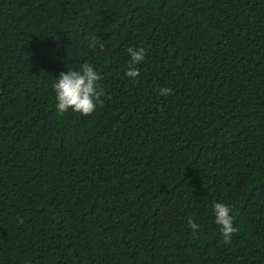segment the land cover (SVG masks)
<instances>
[{
  "label": "trees",
  "instance_id": "obj_1",
  "mask_svg": "<svg viewBox=\"0 0 264 264\" xmlns=\"http://www.w3.org/2000/svg\"><path fill=\"white\" fill-rule=\"evenodd\" d=\"M0 264H264V0H0Z\"/></svg>",
  "mask_w": 264,
  "mask_h": 264
},
{
  "label": "clouds",
  "instance_id": "obj_2",
  "mask_svg": "<svg viewBox=\"0 0 264 264\" xmlns=\"http://www.w3.org/2000/svg\"><path fill=\"white\" fill-rule=\"evenodd\" d=\"M98 40V36L93 35L90 38L89 47H95ZM100 47L103 49L104 45L100 44ZM127 51L130 55V61L125 75L135 79L139 76V70L136 66L143 62L146 49L143 47H130ZM100 80L101 77L98 71L89 63H83L79 70L68 69L66 73L61 72L56 82L52 85L56 94L57 113L63 115L71 109L82 116H90L98 105L102 107L103 100L101 97L104 96V91L100 86ZM159 94L162 96L170 95L172 94V89L160 88ZM212 207L215 223L220 227L223 242L224 244H230L233 234L238 231V228L233 223L232 209L221 202L214 203ZM187 224L193 234L199 230L200 226L191 218L188 219Z\"/></svg>",
  "mask_w": 264,
  "mask_h": 264
}]
</instances>
